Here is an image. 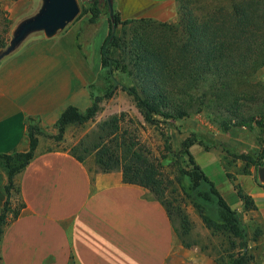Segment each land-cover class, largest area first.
Returning a JSON list of instances; mask_svg holds the SVG:
<instances>
[{
    "label": "crops",
    "instance_id": "1",
    "mask_svg": "<svg viewBox=\"0 0 264 264\" xmlns=\"http://www.w3.org/2000/svg\"><path fill=\"white\" fill-rule=\"evenodd\" d=\"M0 5L16 21L14 33L31 17H23L29 0ZM113 6L122 20L169 21L177 0H113ZM109 32L108 18L80 9L65 27L32 31L0 59V154L30 150L32 119L51 129L68 106L84 111L93 104ZM38 136L36 156L18 175L24 207L4 228L0 264H218L209 251L178 244L172 217L150 190L126 183L121 171L92 174L70 153L46 150ZM7 182L0 166V210ZM248 193L263 230L255 261L264 264V187L254 183Z\"/></svg>",
    "mask_w": 264,
    "mask_h": 264
},
{
    "label": "trees",
    "instance_id": "2",
    "mask_svg": "<svg viewBox=\"0 0 264 264\" xmlns=\"http://www.w3.org/2000/svg\"><path fill=\"white\" fill-rule=\"evenodd\" d=\"M178 2L179 13L185 8L179 26L162 30L164 41L152 45L136 35L129 43L130 50L122 46V41L127 42L126 38L138 28H149L159 25V22L151 18L122 20L115 10L113 18L108 17L110 32L102 46L100 75L112 78V69L116 65L131 77L133 85L124 88L134 97L136 106L148 123H161L158 117L181 120L206 110L216 120L227 119L250 126L256 124L264 131V81L258 78L259 71L264 67V0L235 1L227 7L217 6L201 18L194 13L186 14L184 0ZM99 3V0H94L92 4L97 17ZM106 5L109 9L107 0ZM87 11L88 8L82 7V13ZM114 25L122 27V37L113 35ZM6 46V42H0V49ZM118 48L119 57L115 56ZM114 81L117 83L116 79ZM98 110L95 96L93 104L84 111L68 106L56 124L59 138L70 125L83 124L94 118ZM119 122V116H114L105 122V126L109 128L108 136L122 138L124 146L119 148H123L124 154L117 153L118 147L102 145L97 159L102 172L122 167L126 183L160 193L169 185L163 170L177 166V182L183 193L191 198L205 225L213 232L228 233L242 239L243 251L247 252V226L190 151L197 141H201L198 138L186 139L181 153L174 152L168 142L162 161L156 163L133 140L131 142L127 132L121 134ZM40 132L41 127L32 119L29 124L30 150L0 154V166L8 175L5 185L7 200L0 210V242L4 228L11 221L8 212L15 179L36 156ZM246 159H250L252 164L264 165V154L260 162L251 156H246ZM237 191L247 210H257L250 194L239 186ZM165 207L172 217L169 208ZM20 213L18 211L13 219ZM254 259L255 256L250 255V263L247 264H253L251 260ZM243 260H248L246 254L233 264H245ZM216 261L223 264L218 258Z\"/></svg>",
    "mask_w": 264,
    "mask_h": 264
},
{
    "label": "rangeland",
    "instance_id": "3",
    "mask_svg": "<svg viewBox=\"0 0 264 264\" xmlns=\"http://www.w3.org/2000/svg\"><path fill=\"white\" fill-rule=\"evenodd\" d=\"M29 1L31 3L30 10L24 14V18L35 16L44 5V0ZM78 1L81 10L82 7L94 9L92 6L94 0ZM99 1L97 10L95 9L99 13L98 18H108L109 16L113 18L115 9L111 12L109 1L107 0L109 9L106 0ZM235 1L241 2L243 0H184V7L187 8L186 14L194 13L198 18H201L215 7H227L232 3L234 4ZM184 9L179 13L177 0L176 16L173 19L169 21L153 19L159 22V25L138 28L134 34H130L126 38L127 42L122 41V46L130 50L129 43L135 39L136 35L149 45L155 42H163L165 34L162 33V30H167L169 26H179L181 15L185 14ZM16 27V21L11 19L9 11L5 6L0 5V42L7 43L5 48L0 49V54L10 46L11 40L15 36L12 30ZM115 34L122 37V27L117 28L114 25L113 35ZM101 36V33L97 35L94 42L95 47L100 43ZM115 52V56L119 57L120 49H116ZM111 77L100 75L95 85L94 96L98 99L99 110L94 118L83 124L70 125L62 138H59L57 126L51 129H41L39 135L45 144V149L49 151L61 150L70 153L77 159L81 158L80 161L88 167L89 171L96 174L102 172V167L97 161L102 145L118 147L117 150L120 153L118 151L117 153L124 154L123 148H119L124 146L122 138L116 139L114 136H108L109 128L105 126V122L114 116L120 118L121 134L127 132L126 136L131 137V142L133 140L138 148H142L145 154L150 159H154L156 163L162 161L168 142L173 146L174 152L181 153L183 142L186 139L198 138L201 142L197 141L190 148V151L196 162L213 180L219 191L231 207L238 212L247 226V252L243 251L242 239L228 233L213 232L205 225L191 198L183 193L177 182V166L166 167L163 170L169 184L166 190L157 193L150 188L147 189L169 208L174 221L178 244L185 247L199 246L209 251L215 259L221 260L223 264H233L243 254H246L248 258V260H243L244 263H250V255H254L256 244L260 242L263 230L260 223L256 220L253 221L255 219L251 215L253 210L246 209L244 202L238 195L237 187L239 186L246 194H249L248 190L254 183L264 187V179L260 177V169L263 165L252 164L250 159H246V156H251L259 162L262 160L264 148L260 146L264 142V131H261L256 124L250 126V124L241 125L235 121L229 122L227 119L219 118L216 120L206 110L181 120H166L158 117L161 123H148L136 106L134 97L124 88V86L133 85L131 77L116 65L113 66ZM258 78L264 81V67L259 71ZM114 79L117 80V83ZM109 93L110 95H108ZM125 140L128 142V138ZM207 146L209 148H206ZM114 171L123 173L122 167ZM18 175L11 191L9 220H12L15 214L24 207ZM251 262L258 264L255 259Z\"/></svg>",
    "mask_w": 264,
    "mask_h": 264
},
{
    "label": "water",
    "instance_id": "4",
    "mask_svg": "<svg viewBox=\"0 0 264 264\" xmlns=\"http://www.w3.org/2000/svg\"><path fill=\"white\" fill-rule=\"evenodd\" d=\"M111 12L114 11L113 1L108 0ZM78 0H44L41 10L33 17L23 21L15 32L10 46L0 54V59L9 54L32 31L45 30L48 34L55 33L72 21L80 12ZM260 177L264 179V165L260 169Z\"/></svg>",
    "mask_w": 264,
    "mask_h": 264
}]
</instances>
